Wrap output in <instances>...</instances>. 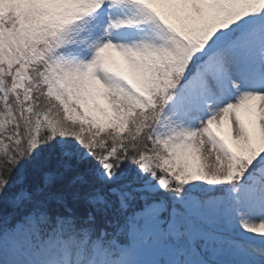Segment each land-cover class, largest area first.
Masks as SVG:
<instances>
[{
	"label": "snow or ice",
	"instance_id": "6c2138e0",
	"mask_svg": "<svg viewBox=\"0 0 264 264\" xmlns=\"http://www.w3.org/2000/svg\"><path fill=\"white\" fill-rule=\"evenodd\" d=\"M0 264H264V0H0Z\"/></svg>",
	"mask_w": 264,
	"mask_h": 264
}]
</instances>
